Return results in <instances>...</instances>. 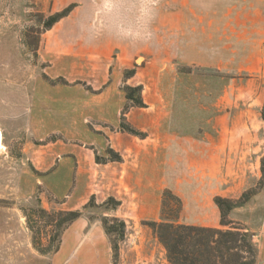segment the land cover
Instances as JSON below:
<instances>
[{
  "label": "rangeland",
  "instance_id": "rangeland-1",
  "mask_svg": "<svg viewBox=\"0 0 264 264\" xmlns=\"http://www.w3.org/2000/svg\"><path fill=\"white\" fill-rule=\"evenodd\" d=\"M70 4L74 6L67 16L42 31L44 18ZM256 7L262 11L256 12ZM249 25L248 31L252 29L260 42L264 0H0V264H51L56 258L55 248L68 226H58L57 212L66 209L45 185L50 174L36 168L34 172L29 157L34 150L37 154L49 150L64 159L70 143H97L100 133L109 131L110 125L90 116L97 114L94 101L104 99L98 94L102 84L94 88L88 83L106 78L108 70L112 79L118 70L134 68L136 72L141 66L139 77L149 84L145 96L156 106L167 100L173 105L177 130L202 132L207 129L205 118L225 116L233 140L254 147L246 157L247 186L243 190L254 206L255 197L264 191L260 168L264 62L255 56L258 43L252 44L254 57L240 52V39ZM219 42L227 45L226 54L218 50L214 59L222 61L220 65H202ZM43 74L53 80L65 79L67 84L40 91V110L48 124L31 127L27 120L33 109L34 81ZM75 80L85 86L73 85ZM86 85L92 89L86 99L89 111L82 105L83 97L79 98V90ZM113 93L118 100L117 92ZM215 95L225 97L214 107ZM256 131L258 138L252 139ZM179 158V176L192 177L196 166L189 167L184 156ZM66 176L63 170L62 180L54 181L62 183L61 189ZM93 179L96 182L99 177ZM63 192L59 197L65 200L68 191L60 195ZM95 202L102 203L96 197ZM169 204L175 205L173 201ZM110 213L103 206L84 210L91 223L100 225L103 216L112 217ZM143 221L124 220L125 237L119 242L117 264H148L144 256L148 258L153 248L152 264H169L167 259L163 262L160 243Z\"/></svg>",
  "mask_w": 264,
  "mask_h": 264
},
{
  "label": "crops",
  "instance_id": "crops-1",
  "mask_svg": "<svg viewBox=\"0 0 264 264\" xmlns=\"http://www.w3.org/2000/svg\"><path fill=\"white\" fill-rule=\"evenodd\" d=\"M258 10L262 11L256 7V12ZM257 24L259 25V22ZM249 28L250 25L244 30L245 36L240 39V52L243 56L254 57L252 44L258 43L255 56L264 62V46L262 45L264 38L258 42L252 29L248 31ZM255 32L257 35L261 34V31L257 29ZM226 46L222 42L217 43V47L214 46V50L210 51L213 55L209 54V60L201 64L208 68L214 62L215 65L217 63L220 65L222 61L216 62L214 59L218 58L216 55L218 50L226 54ZM261 51L262 53H260ZM248 61L250 60L247 58L246 63ZM140 68L141 66H138L135 74L125 80L121 70H118L110 79L108 70L106 78L103 77L101 81L96 79L88 81L94 88L97 84H102L100 88L102 91L98 94L104 98L94 101L96 102L93 103L96 108L94 113L97 114L90 116L103 122L104 125H110L109 131H104L100 133L102 137H97V143L88 140L82 141L83 146L70 143L64 151L63 155H66L64 159L60 158L61 156L58 154L55 156L49 150L40 154H37L38 150H34L29 157L32 167L40 172L50 174L45 185L55 195V198L60 200L59 202L66 210L84 205L91 195H94L100 202L112 196L120 200L121 204L116 210L110 211L111 216L124 220L134 217L159 221L161 220L162 192L168 189L182 202L178 216L179 223L224 228L220 225L219 210L213 199L215 196L236 199L243 192L247 186L248 163H246V157L247 154L254 152V147L251 146L249 149L247 143L239 142L237 139L233 140L225 116L216 115L205 118L204 123L208 130L204 129L202 132L188 133L183 127L177 130L173 105L167 100L156 106V102H151L145 96L149 84L145 79L139 77ZM41 78L34 81L32 90L33 109L30 110L27 120L31 127L41 123L48 124L44 123V117L40 110V91H48L52 86L56 87L59 84H51L42 75ZM75 81L77 82L73 85L84 86L79 80ZM122 82L130 86L142 85L141 94L146 107H130L126 113V119L133 127L146 132V138L140 139L118 130L120 112L125 103L124 92L121 89ZM173 87L174 85L171 86L172 90ZM222 90L226 91L225 85ZM115 91L119 96L118 100L113 98ZM79 93V98L83 97L82 99H84L82 105L89 111L90 104L86 102V99L91 93L87 95L88 90L83 87ZM224 97L220 96L218 99L215 95L211 106L222 104ZM68 98L69 96H66L65 100ZM161 98L160 95L157 102ZM77 100L75 99V101ZM88 116L89 112L85 116L86 119ZM255 138H258L257 131L252 134V139ZM41 145L44 144L41 143ZM107 147L118 152L122 161L96 163L94 152L105 157ZM58 156L60 159H57ZM182 156L189 161V167L196 166L193 169L192 177L190 175L188 178L179 176L177 173L180 171L177 161ZM63 170L68 176L64 178V180L66 179L65 184L61 189L59 185L62 183L54 181H57L58 178L62 180ZM89 170L91 172H88ZM87 172L91 173L92 178ZM95 176H98L99 179H95L96 182H93ZM63 190L68 191L65 200L59 197L64 195V192L60 195ZM263 194L262 190L255 197V201L252 200L254 206L247 201L229 213V219L241 223L252 234V240L257 249L255 264H264ZM129 209L132 212H129ZM160 246V251L162 250L160 257L165 262V250L161 244ZM154 251L153 248L148 258L144 256L148 264H152ZM55 254L56 258L52 260L51 264H112V252L108 237L102 226L97 222L91 223L87 216H81L67 226Z\"/></svg>",
  "mask_w": 264,
  "mask_h": 264
},
{
  "label": "trees",
  "instance_id": "trees-1",
  "mask_svg": "<svg viewBox=\"0 0 264 264\" xmlns=\"http://www.w3.org/2000/svg\"><path fill=\"white\" fill-rule=\"evenodd\" d=\"M73 6L74 4H70L44 18L41 21L42 31L50 29L56 22L67 16ZM134 74V68L125 69L123 79L130 78ZM42 77L51 84H67V81L62 78L53 80L44 74ZM83 85L85 86L84 83ZM121 88L124 92L125 103L120 112L118 130L140 139L146 138V132L133 127L126 119V113L130 107H146L141 94L142 85L130 86L123 84ZM86 89L92 90L88 85H86ZM260 118L263 122L264 132V105L261 109ZM94 160L96 163L120 162L122 157L114 149L107 147L106 156H100L94 152ZM30 167L34 172H37L31 164ZM260 168L261 172L264 173V156L260 160ZM248 200L247 192H243L236 199L221 196L214 197L213 201L219 210L220 225L227 228L190 225L178 222V216L182 208L181 199L170 190L165 189L162 192L161 199V220H146L143 221V224L152 230L163 246L169 264H255L257 249L252 240V234L243 226L229 219L231 210L244 205ZM170 201H173L175 205H170ZM120 204L121 201L112 196L107 197L101 204H97L94 195H91L81 209L57 212V224L58 226L69 225L79 217L85 216L84 210L91 207L103 206L106 210L111 211L116 210ZM40 212L48 214L44 209H41ZM101 226L110 242L112 264H117L119 242L125 237V222L114 216H103ZM55 249L57 251L58 247Z\"/></svg>",
  "mask_w": 264,
  "mask_h": 264
},
{
  "label": "bare ground",
  "instance_id": "bare-ground-1",
  "mask_svg": "<svg viewBox=\"0 0 264 264\" xmlns=\"http://www.w3.org/2000/svg\"><path fill=\"white\" fill-rule=\"evenodd\" d=\"M0 147H1V132H0Z\"/></svg>",
  "mask_w": 264,
  "mask_h": 264
}]
</instances>
